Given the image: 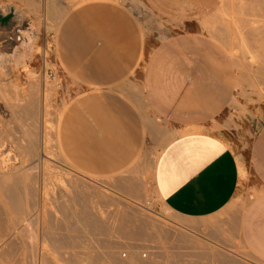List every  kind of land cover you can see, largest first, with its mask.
<instances>
[{"label":"rangeland","instance_id":"1","mask_svg":"<svg viewBox=\"0 0 264 264\" xmlns=\"http://www.w3.org/2000/svg\"><path fill=\"white\" fill-rule=\"evenodd\" d=\"M86 7L113 8L132 21L139 47L131 61H119L116 22L108 18L86 24L92 41L76 61L65 25ZM178 14L199 21L195 38L188 24L173 21ZM167 36L181 46L158 60L164 69L157 72L156 102L148 90L151 42L156 47ZM99 54L108 82L83 76ZM173 81L178 86L170 89ZM0 86V208L9 214L0 209V264H112L110 252L123 242L152 256L151 264H219L225 257L264 264V160L257 153L264 133V0H0ZM91 97L105 109L106 123L95 120ZM37 107L40 141L28 116ZM79 116L94 131L103 168L73 157L69 141ZM191 132L222 137L240 165L234 199L207 218L173 212L155 184L164 149ZM12 183L22 202L15 213L3 192ZM84 205L107 225L105 235L79 219ZM194 221L198 228L189 226ZM56 236L68 246L54 248Z\"/></svg>","mask_w":264,"mask_h":264},{"label":"crops","instance_id":"2","mask_svg":"<svg viewBox=\"0 0 264 264\" xmlns=\"http://www.w3.org/2000/svg\"><path fill=\"white\" fill-rule=\"evenodd\" d=\"M106 8L105 10H98L96 7L83 8L80 15L73 14L65 25L68 42L78 49L76 61L87 54L92 41V34L86 24H97L104 18L116 22L113 43L119 61H131L133 50L137 52L139 46L137 43L133 45L132 21L123 12ZM173 21L188 24L192 37L197 36L200 29L198 20L181 19L178 14ZM166 38V41L160 38V44L156 47L155 42H151L154 54L148 63V90L153 97L152 100L156 102L160 101L157 97L161 96L157 84V72L164 69L163 64H159L158 60L163 52L169 50L173 53L179 52L181 46L180 40L168 36ZM103 60L101 54L94 57L91 63L83 68V76L87 80L108 82L110 69L104 67ZM171 69L178 72L180 67L172 64ZM177 82L173 81L170 89L178 86ZM91 98L94 104L91 109L95 120L106 123L108 118L105 109L100 108L96 98ZM119 107L126 109V102H120ZM77 117L69 141L76 163H80L83 167H105L101 150L93 149L96 143L94 131L84 117ZM257 153L264 160V133L257 145ZM240 179L237 156L222 137L209 132H191L176 136L160 155L155 170L156 189L166 206L173 212L190 218H207L223 210L234 199Z\"/></svg>","mask_w":264,"mask_h":264},{"label":"bare ground","instance_id":"3","mask_svg":"<svg viewBox=\"0 0 264 264\" xmlns=\"http://www.w3.org/2000/svg\"><path fill=\"white\" fill-rule=\"evenodd\" d=\"M256 21V20H255ZM260 22V21H259ZM1 92H2V90H1V86H0V94H1ZM3 94H4V92H3ZM2 94V95H3ZM44 102V101H43ZM34 107V106H33ZM34 108H36V107H34ZM29 109V113H28V116H29V118L31 119V121H32V123L34 124V127H35V129H34V133H35V131H37L36 130V128L37 129H39V123H38V107H37V109ZM31 127H33L32 125H31ZM40 127H42L41 129H42V134L44 135L45 134V131H46V127H47V125H46V120H45V118H43V120H42V123H41V126ZM29 129H31V128H29ZM32 130V129H31ZM31 130H29V132L31 131ZM28 132V131H27ZM28 132V133H29ZM32 133H33V130L31 131ZM30 132V133H31ZM37 132H39V131H37ZM36 135H37V133H35ZM30 136H31V134H29ZM36 135H34L36 138L35 139H38V141H40V132L38 133V138H37V136ZM30 138V137H29ZM32 142H33V140H32ZM33 144V143H32ZM40 144V143H39ZM39 144H35V145H39ZM33 146V148H34V144L32 145ZM33 152L34 151H36L35 149H33L32 150ZM39 151H40V148H39ZM35 153V152H34ZM36 154V153H35ZM243 172H244V170H243ZM4 176H5V174H4ZM2 177V176H1ZM0 177V178H1ZM3 178V177H2ZM2 180H4V179H2ZM2 180H0V183L2 182ZM245 182V181H244ZM15 183V182H14ZM14 183H12L11 185H8V186H6V189H4V187L5 186H2L3 187V189L5 190H3V192H5V197L7 198H5L7 201H8V203L10 204V206L8 205V204H6V201H4V203L6 204V205H8V207L10 208H12V209H14V210H12V212L14 211V213H15V209L16 210H21V208H22V202H21V199H20V196H19V193H18V191H17V185H15ZM18 183V182H17ZM247 184V183H246ZM1 186V185H0ZM79 186V185H78ZM81 186V185H80ZM80 186H79V188H80ZM242 186H243V184H242ZM1 187V188H2ZM85 188V187H84ZM1 191H2V189H1ZM243 192V191H242ZM4 194V193H3ZM80 194H81V192H80ZM92 194V193H91ZM85 195V194H84ZM3 196V195H2ZM0 197H1V194H0ZM77 197V196H76ZM79 197H81V196H79ZM83 197V196H82ZM86 197V196H85ZM2 198V197H1ZM240 198V197H239ZM77 199H78V197H77ZM82 199V198H81ZM109 199V198H108ZM78 200H80V199H78ZM83 201H84V199H83ZM235 201V200H234ZM243 201V200H242ZM246 201V200H245ZM85 202H86V200H85ZM88 203V202H87ZM82 204H83V202H82ZM1 206H2V204H0ZM66 207V206H65ZM2 208V207H1ZM0 208V209H1ZM6 208H7V206H6ZM61 208V207H60ZM1 211H5V208H4V210L3 209H1ZM131 211V210H130ZM7 212V210L5 211V213ZM11 212V211H10ZM71 212V211H70ZM4 213V212H3ZM67 213H69V212H67ZM0 214L2 215V212H0ZM66 214V213H65ZM78 214V213H77ZM5 215H8L9 216V214H8V212L5 214ZM11 215H12V213H11ZM69 215V214H68ZM97 214L95 213V214H93V211L92 210H90L89 209V207H88V205H84L83 206V210H82V213H80V216H79V219L84 223V225L87 227V228H89V230L91 231V232H97V233H103L102 231H104L105 229H103L104 227H106V226H104L103 227V225H102V223H101V221L99 220V217H97L96 216ZM146 215V214H145ZM71 216V215H70ZM78 216V215H77ZM2 217V216H1ZM12 217V216H11ZM13 218H15V214H14V217ZM68 219H69V217H67ZM153 218V217H152ZM76 219H77V217H76ZM79 219H78V221H79ZM129 219V218H128ZM127 219V220H128ZM170 219V218H169ZM234 219V218H233ZM14 221H15V219H13ZM66 220V219H65ZM126 220V219H125ZM130 220H131V218H130ZM67 221V220H66ZM136 221V220H135ZM72 222V221H71ZM80 222V221H79ZM126 222V221H125ZM132 222V221H131ZM158 222V221H157ZM128 223V222H127ZM126 223V224H127ZM130 223V222H129ZM159 223H161V222H159ZM203 223H205V222H203ZM103 224H105V223H103ZM131 224H133V223H131ZM145 224V223H144ZM134 225V224H133ZM137 225V224H136ZM197 225H199V222H190L189 223V226H191V227H195L196 228V226ZM131 226V225H130ZM139 226V225H138ZM148 226V225H147ZM187 226V225H186ZM122 227V226H121ZM145 227H146V225H145ZM183 227V226H182ZM185 227V226H184ZM12 228V227H11ZM108 228V227H107ZM138 228V227H137ZM140 228H141V225H140ZM147 228V227H146ZM188 228V227H187ZM197 228H198V226H197ZM13 229V228H12ZM139 229V228H138ZM110 230V229H109ZM122 230H125V229H122ZM136 230V229H135ZM185 230V229H184ZM14 231V230H13ZM171 231V230H170ZM7 232H9V230L7 231ZM6 232V233H7ZM108 232L109 231H107V234H108ZM124 232V231H123ZM160 232V231H159ZM166 233H168L167 231H165ZM175 232V231H174ZM183 232V231H182ZM186 232H190V231H187L186 230ZM12 233V232H11ZM10 233V234H11ZM15 233V232H14ZM104 233H106V232H104ZM103 233V234H104ZM122 233V232H121ZM124 233H126V232H124ZM184 233V232H183ZM208 233V232H207ZM9 234V236H11ZM123 234V233H122ZM122 234H121V236H122ZM184 234H186V233H184ZM183 234V235H184ZM14 235V234H13ZM105 235V234H104ZM126 235V234H125ZM135 234H133V233H131V236L133 237ZM139 235V234H138ZM168 234H166V236H167ZM174 235V234H173ZM182 234H181V236H183ZM4 236V235H3ZM8 236V237H9ZM108 236V235H107ZM180 236V237H181ZM189 235H184V237H188ZM109 237V236H108ZM124 237V236H123ZM126 237V236H125ZM168 237V236H167ZM3 238H5V237H3ZM57 238V236L55 237V240H54V242H56L57 241V246L56 245H54L55 247L54 248H56V247H59L60 249L61 248H63V247H65V245H67L66 244V242H67V240L66 239H64V238H62L61 237V239H60V237H59V239H56ZM164 238V237H163ZM183 237H181V239H182ZM167 239V238H166ZM187 239H189V237L187 238ZM4 241V240H3ZM182 241V240H181ZM115 242H116V240H115ZM120 242V241H119ZM184 242L185 243H188L189 241L188 240H186V239H184ZM112 243V242H111ZM121 243V242H120ZM125 242H123V244H124ZM190 243V242H189ZM55 244V243H54ZM114 244V243H113ZM119 244V243H118ZM122 244V243H121ZM122 244V247H119L118 246V248H116L117 249V252H110V259L109 258H107V259H109L110 260V262L112 263V264H151V257H145L144 256V253L145 252H136V251H133L132 250V248L130 247H128V248H125V246ZM10 245V244H9ZM53 245V244H52ZM68 246V245H67ZM107 246V245H106ZM124 246V247H123ZM51 247H53V246H51ZM109 247V246H108ZM207 247V246H206ZM15 249V248H14ZM53 249V248H52ZM58 249V248H57ZM110 249V248H109ZM108 249V250H109ZM116 249H114V250H116ZM134 249H136V247L134 248ZM204 249V248H203ZM111 250H113V249H111ZM139 250V249H138ZM200 250V249H199ZM204 251V250H203ZM206 251V250H205ZM220 251V250H219ZM58 252V251H57ZM202 252V251H201ZM218 252V251H217ZM220 252H223V251H220ZM219 252V253H220ZM206 254H208L207 252H205ZM105 254V253H104ZM107 254V253H106ZM202 254V253H201ZM204 254V253H203ZM205 254V255H206ZM210 254V253H209ZM209 254L207 255V256H209ZM212 254L213 253H211L210 255V257H212L213 259H214V257L212 256ZM217 254V253H216ZM224 254H226V253H224ZM214 255V254H213ZM221 255V254H220ZM106 256V255H105ZM203 256V255H202ZM224 257L226 256V255H223ZM223 256L221 257V258H223ZM230 256V255H229ZM229 256H227L228 258H229ZM236 256V255H235ZM204 257H206V256H204ZM209 257V258H210ZM217 257V256H216ZM220 257V256H219ZM231 257V256H230ZM221 258L219 259L220 261H221ZM244 258V257H243ZM218 259V258H217ZM238 259V258H237ZM153 260V259H152ZM240 260V259H239ZM71 261V260H70ZM155 261V260H154ZM217 260H215V262H216ZM71 262H74V260L73 261H71ZM158 263V262H157ZM219 264L221 263V264H240L239 262H237V261H235V260H233V259H227L226 257L224 258V259H222V261L221 262H218ZM249 263V262H248ZM5 264V263H4ZM211 264H212V262H211Z\"/></svg>","mask_w":264,"mask_h":264}]
</instances>
